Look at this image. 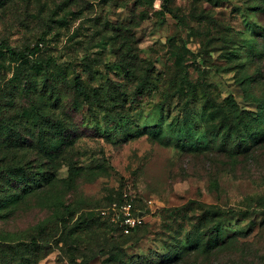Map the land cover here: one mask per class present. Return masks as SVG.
Listing matches in <instances>:
<instances>
[{
    "label": "rangeland",
    "instance_id": "1",
    "mask_svg": "<svg viewBox=\"0 0 264 264\" xmlns=\"http://www.w3.org/2000/svg\"><path fill=\"white\" fill-rule=\"evenodd\" d=\"M263 41L264 0H0V44L35 49L0 48V264H157L192 202L232 210L230 264L264 260ZM9 164L49 180L13 200ZM124 194L131 236L101 214Z\"/></svg>",
    "mask_w": 264,
    "mask_h": 264
},
{
    "label": "trees",
    "instance_id": "2",
    "mask_svg": "<svg viewBox=\"0 0 264 264\" xmlns=\"http://www.w3.org/2000/svg\"><path fill=\"white\" fill-rule=\"evenodd\" d=\"M263 47H264V41H263ZM0 48L1 50H5L6 53L13 58H23L29 56L31 53L35 51V49H29V48L18 50L10 45H5V44H0ZM258 60H262L264 63V52H262V54L258 57ZM187 86L190 87L191 95H194L196 93L194 89V84L188 81ZM75 87H76V92L80 96L87 97L88 92L85 86L81 85L76 81ZM154 127H158V126L156 125ZM159 133H161L160 130H157V132H153L151 135L158 137ZM7 140L9 139L7 138ZM257 144H264V138L258 141L256 145ZM251 149H254V147H251L250 150ZM4 173L6 177H8L9 180L8 185L12 187V191L9 193L13 200L19 199L21 197V192L29 193V192L37 191L42 188V186H40L41 184L30 187L29 185H30L31 177L36 179L48 178L45 172L42 173V172L30 171L27 168V166L24 164H15V165L9 164L8 166L4 167ZM191 205L193 206L192 208L196 209L198 213H196L197 216L193 218L194 220H196V223L192 225L191 232H189L186 236L185 243L187 245L184 246L182 248V251L176 254L173 258L166 257L157 264H183L187 258H192L190 264H198L196 261V257L199 255L215 257L214 260L216 261L217 264H226V263L230 264V252H229L230 244L235 240L237 235L239 236V232H235L232 234L228 233L226 235H223L222 231L230 223V215L233 213L232 210H230V208L225 209L218 207L217 205L205 204L201 202H192ZM103 219L106 223L113 226L115 230L123 236H131L139 227L143 225L142 224L137 226L129 234H123L118 224H115L110 221L109 216L103 217ZM207 222L209 223V226L205 230L199 229V223H207ZM1 242L4 243L3 245L12 243L4 240H1L0 243ZM28 242L29 243L25 244V247L28 245L29 246L28 248H32L33 250L32 252L39 253L35 257H33V263H34V261L41 259L43 254H46L45 253L46 248L40 246V244H38V242L34 239ZM11 248L13 247L11 246ZM40 249L43 252H41ZM17 250L19 251L20 248H18ZM16 258L19 262L18 264H25L26 261L32 262L30 256H27L26 254L20 252L18 256H16L12 260H6V262L8 261L12 262ZM257 259H260V257H257ZM222 260L224 261L221 262ZM236 261L237 260L235 259L231 260L232 264L233 263L236 264ZM258 264H264V260H260Z\"/></svg>",
    "mask_w": 264,
    "mask_h": 264
},
{
    "label": "built area",
    "instance_id": "3",
    "mask_svg": "<svg viewBox=\"0 0 264 264\" xmlns=\"http://www.w3.org/2000/svg\"><path fill=\"white\" fill-rule=\"evenodd\" d=\"M126 197L127 194H124L121 202H113L101 212L102 215L109 216L111 222L118 224L123 234H129L134 228L141 225L144 219L141 212L133 213L132 206L127 202Z\"/></svg>",
    "mask_w": 264,
    "mask_h": 264
}]
</instances>
